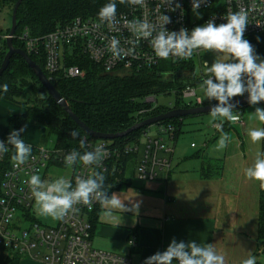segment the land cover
<instances>
[{
    "label": "built area",
    "instance_id": "built-area-1",
    "mask_svg": "<svg viewBox=\"0 0 264 264\" xmlns=\"http://www.w3.org/2000/svg\"><path fill=\"white\" fill-rule=\"evenodd\" d=\"M174 2L181 5L183 15L181 9L170 12L162 7L158 8L160 0H146L143 7L127 4L126 9L116 12L115 29H109L98 16L78 17L64 26L57 27L43 38H32L28 31H25L19 36V40L23 42L29 56L43 57L44 72L51 77L62 75L66 79L83 78L85 71L68 63V59H71L75 53H80L108 74L124 72L126 75H131L143 70H151L162 62L177 64L194 63L198 60L197 71L203 81L205 66L200 63L202 52L194 53L189 60L159 59L155 57L148 41L135 39L128 30L127 23L135 19H147L154 23L158 12L163 11L171 19V23L165 26L167 29L179 31L184 27L191 31L213 16L216 24L226 23L223 17L229 11L243 9L248 13L249 20L244 38L264 34V0H206L198 10L201 18H197L192 12V0H174ZM113 37L120 42L121 48L133 49L134 55L114 60L110 51V41ZM195 96L196 91L193 86H187L180 92L182 104ZM196 100L195 105L183 106L192 108L203 105L199 99ZM145 102L152 105L156 102V97H147ZM155 108L157 106L142 110L139 114L149 113ZM239 116L240 119L236 124L243 125V119L240 114ZM164 122L146 127L140 137L120 146L114 145L112 141L86 139V148L89 151L98 144L104 145L108 151L107 157L99 167L84 166L82 161H77L71 166L66 165L65 156L72 150L56 147L50 149L24 141L32 148L29 160L19 169L13 167L11 160L1 180L0 249L10 256L16 254L21 258L32 257L48 264H132V259L128 256L106 253L93 246L92 216L99 203L94 202L91 208L77 205L76 211H70L63 219H57L56 225L47 226L37 218V206L26 181L31 175L38 174L45 181L65 177L70 179L74 186L77 176L87 177L94 171L106 173L109 170L116 173L118 175L116 181H120L119 176L123 175L127 178L128 170L134 165L132 169L137 180L153 182L160 174L168 175L173 169L172 158L175 147L172 143L177 141L176 128L173 124ZM213 128L218 131L215 126ZM152 129H154L153 136L150 134L153 132ZM8 135L9 133L3 140L6 144ZM191 148L197 149V145L192 144ZM11 153L13 149L9 145V151L0 158V164L5 163ZM128 245L134 247L136 238H131Z\"/></svg>",
    "mask_w": 264,
    "mask_h": 264
},
{
    "label": "clouds",
    "instance_id": "clouds-1",
    "mask_svg": "<svg viewBox=\"0 0 264 264\" xmlns=\"http://www.w3.org/2000/svg\"><path fill=\"white\" fill-rule=\"evenodd\" d=\"M119 3L143 7L146 0H119ZM205 3L206 0H192V12L197 18H201L198 10ZM159 7L170 12L181 9L183 15L181 5L174 0H160ZM116 12V0H109L100 8L99 20L106 23L109 29H115ZM223 19L226 23L216 24L213 16L191 31L184 27L179 31L167 29L165 26L171 23V19L163 11L158 12L154 23L147 19H135L127 23L128 30L135 39L148 41L155 57L159 59L189 60L196 52H213L224 57L215 59L211 66L207 62L204 63L206 71L201 85L206 99L217 101L209 111L210 122L221 131L215 146L216 151H223L230 142L229 135L222 130L223 123L225 121L236 123L240 119L239 111L235 110L236 106L231 100L247 93L249 105L255 106L264 101V58L259 56L250 41L244 38L249 24L248 13L243 9L229 11ZM110 51L114 60L134 55L133 49L121 48L115 37L110 41ZM2 87L7 91L6 84ZM252 115L264 124V108L256 107ZM24 131L23 127L11 131L7 137V144L0 140V158L9 151L10 145L13 149L11 160L16 169L24 165L32 154L31 145L26 144L21 137ZM247 134L253 143L260 142L264 140V127L250 128ZM69 135L76 138L79 132L72 130ZM85 147L86 138H81L80 148ZM107 155L105 146L98 144L92 151L83 153L73 149L65 156V163L71 166L77 161H82L84 166L99 167ZM245 175L249 179L259 181L261 189H264V152L256 154L254 163L245 169ZM105 179L103 172L94 171L87 177L77 176L74 186L68 178L60 177L53 181H45L38 174L31 175L26 182L39 213L54 219H63L70 211H76L77 205L91 208L94 202L101 205L107 216H111L116 209L126 211L119 195L116 193L108 195L104 188ZM173 261L178 264H225V256L219 254L211 243L201 246L196 241L177 242L173 238L166 250L157 251L147 257L143 264H173ZM242 264H256V257L249 256Z\"/></svg>",
    "mask_w": 264,
    "mask_h": 264
},
{
    "label": "trees",
    "instance_id": "trees-1",
    "mask_svg": "<svg viewBox=\"0 0 264 264\" xmlns=\"http://www.w3.org/2000/svg\"><path fill=\"white\" fill-rule=\"evenodd\" d=\"M17 2L18 0H0V11L5 7H10L13 12ZM108 2L109 0H24L17 13L18 26L13 39L14 47L25 50L23 42L19 40V36L25 31H28L32 38H43L52 33L57 27L64 26L78 17L98 16L100 8ZM116 3L117 12L126 9L127 3L121 4L119 0H116ZM247 40L254 46L256 53L264 58V34L250 36ZM3 45V50L0 52V66L7 52L6 42ZM30 57L44 71L43 57L38 58L32 55ZM68 63L84 70L85 76L77 79H66L62 75L51 77L47 73L45 74L51 79L52 84L68 102L70 109L81 122L92 131L101 134L124 132L141 121L170 110L157 107L149 113L140 115L139 113L142 110L151 109L152 105L146 102L141 104L139 100L150 96L157 97L160 94L176 92L178 98L174 109L187 108L182 105L180 92L187 86L194 87L202 83L193 62L177 64L162 62L151 70H143L131 75L105 73L100 66L92 63L80 53H75L71 59H68ZM27 78H30L34 84L31 86L26 84ZM5 84L8 86L7 91H4L2 87ZM26 88L32 91L35 100L32 104H23L26 108L24 114L11 116L8 133L23 127L25 129L21 133L23 138L29 127L36 124L42 125L46 129L42 142H46L53 137L57 149H75L81 153L89 151L86 147L80 148V139L97 140L88 137L75 124L48 95L26 62L20 56L15 55L11 59L8 69L0 77V99L11 102L25 99L27 97ZM243 97H247V93L234 98ZM260 104L264 108V102ZM203 105H206V103ZM242 108H235V110L241 114ZM184 120L185 118H178L164 122L175 126L176 140L182 133ZM228 124L230 125V122ZM145 129L137 130L125 138L116 139L112 142L117 146L130 143L140 137ZM72 130L78 131L79 136L73 138L69 135ZM262 152H264V140H262ZM12 154L8 155L5 163L0 164V185L4 172L10 165ZM216 168L218 172L213 174L210 170L211 164L206 166L203 163V177L219 176L222 171L221 163H217ZM103 174L106 177L104 188L108 191L109 196L123 186L129 187L131 185L123 175L119 176L120 181H116L118 175L111 170ZM259 190L258 239L264 242V189H261L260 182ZM100 209L101 205L97 207L92 216L93 225L97 221ZM20 260V256L12 254L7 264H18Z\"/></svg>",
    "mask_w": 264,
    "mask_h": 264
},
{
    "label": "crops",
    "instance_id": "crops-1",
    "mask_svg": "<svg viewBox=\"0 0 264 264\" xmlns=\"http://www.w3.org/2000/svg\"><path fill=\"white\" fill-rule=\"evenodd\" d=\"M25 112L24 106L0 99V140L7 136L11 116ZM40 126L45 134V127ZM31 127L25 132L24 141L40 144L44 134L40 137ZM202 166L188 180L174 169L168 175L160 174L156 179L159 180L153 182L136 179L134 183L127 176L131 185L126 188L135 191L125 204L127 210L116 209L107 216L101 207L93 229V246L106 253L128 256L132 264H143L147 257L166 250L175 238L177 242L196 241L201 246L213 244L225 256V264H242L249 256L256 257V264H264V242L258 239V213L256 209L255 214L250 212L246 183L242 178L237 184L232 183L223 170L219 176L204 178ZM187 188L191 190L188 195ZM185 200V204L181 203ZM133 237L136 245L130 247L128 241ZM9 257L0 249V264H7ZM18 264L48 263L23 257Z\"/></svg>",
    "mask_w": 264,
    "mask_h": 264
},
{
    "label": "rangeland",
    "instance_id": "rangeland-1",
    "mask_svg": "<svg viewBox=\"0 0 264 264\" xmlns=\"http://www.w3.org/2000/svg\"><path fill=\"white\" fill-rule=\"evenodd\" d=\"M11 26L12 9L10 7H5L0 11V52L3 50V44L5 43L6 37L10 33ZM223 58L224 57L222 55L217 56L213 52H202L200 56V63L203 65L205 62H207L208 65L211 66L215 59ZM194 63L196 64L197 68L199 66V61L196 60ZM205 71L206 69L204 68L203 72L205 73ZM116 74L126 75L124 72H118ZM26 84L31 86L34 83H32L30 78H27ZM201 85L202 83L194 86L196 96L189 100H185L182 105H195L197 103L196 99H199L203 104L217 103L215 100L209 101L206 99L201 89ZM26 95L27 97L25 99H20L16 103L20 106H24V103L32 104L35 100V97L29 88H26ZM177 98L176 92L160 94L156 97V102L152 104V107L154 108L157 106L163 109H172L177 104ZM139 102L144 104L145 99H141ZM256 107L263 108L261 104H257L255 106L249 105L242 108L240 115L243 119V125L236 123H230L229 125L227 121L223 123L222 127H225L222 128V130L223 132L227 133L230 138V142L223 151L215 150V146L221 135V131H216L213 128L214 124L210 122L211 117L209 114L185 118L181 135L175 143H172L175 146L173 169L175 173L184 175V180H188V178H191L193 174L197 173V171L200 169V165L203 163L206 166L211 164V172L213 174L217 173V163L211 161V159L218 160L221 163L223 173L226 175L228 180L232 181V183L234 182L237 184L242 178V180H244L246 183V191L248 194V199L250 198L249 204L252 215L253 213H256L255 209L258 213L260 198L259 181L247 178L245 175V169L254 163L256 154L258 152H262V141L253 143L247 134L250 128L263 127V124L257 121L252 115ZM31 128H35L36 132L40 134V137H42L44 134V128L40 125H36ZM152 131L153 132L150 134L153 136L154 129H152ZM192 144H196L197 149L191 148ZM37 145L52 149L55 147V139L51 137L46 142H42L41 139L40 144ZM132 167L133 166H131V168L128 170L127 176L131 178L134 183H136L135 180L137 178L134 176ZM134 192L135 191L133 189L123 186L122 189L115 191L114 193L119 195V198L122 200L125 206V204L129 201V197H131L130 194H133ZM185 192L186 195H188L191 190L187 188ZM181 203L185 204L186 200L181 201ZM37 218L40 222L47 226H54L57 224V219L43 215L39 213L38 210Z\"/></svg>",
    "mask_w": 264,
    "mask_h": 264
},
{
    "label": "water",
    "instance_id": "water-1",
    "mask_svg": "<svg viewBox=\"0 0 264 264\" xmlns=\"http://www.w3.org/2000/svg\"><path fill=\"white\" fill-rule=\"evenodd\" d=\"M23 1L24 0H18L12 12V26H11L9 35L5 39L6 46H7V52L0 66V77L8 69L13 56L15 55L20 56L26 62V64L31 69L32 73L36 76V78L38 79L42 87L45 89V91L48 93V95L55 101V103L60 108L63 109V111L75 122V124L88 137L95 139V140H101V141H113L116 139L125 138L137 130H140V129H143V128H146V127H149V126H152V125L164 122V121L209 114L210 108L216 104V103H211V104L196 106L192 108L172 109L161 115L148 118L132 126L130 129L124 132L118 133V134H101V133L92 131L83 122H81V120L72 112V110L69 107L68 102L59 94V92L57 91L55 86L52 84L51 80L47 77L45 72L40 68V66L36 62H34L31 59V57L27 54V52L23 49H18L14 47L13 39H14L15 32L18 26L17 13ZM263 102L264 101L259 102L258 104L263 103ZM231 103H233L236 106V108L249 106L247 97L233 98L231 100Z\"/></svg>",
    "mask_w": 264,
    "mask_h": 264
}]
</instances>
